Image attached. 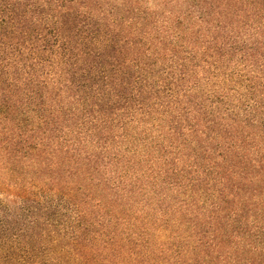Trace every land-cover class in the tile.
<instances>
[{
	"label": "trees",
	"instance_id": "obj_1",
	"mask_svg": "<svg viewBox=\"0 0 264 264\" xmlns=\"http://www.w3.org/2000/svg\"><path fill=\"white\" fill-rule=\"evenodd\" d=\"M0 264H264V0H0Z\"/></svg>",
	"mask_w": 264,
	"mask_h": 264
},
{
	"label": "rangeland",
	"instance_id": "obj_2",
	"mask_svg": "<svg viewBox=\"0 0 264 264\" xmlns=\"http://www.w3.org/2000/svg\"><path fill=\"white\" fill-rule=\"evenodd\" d=\"M150 6H155L156 0H148Z\"/></svg>",
	"mask_w": 264,
	"mask_h": 264
}]
</instances>
